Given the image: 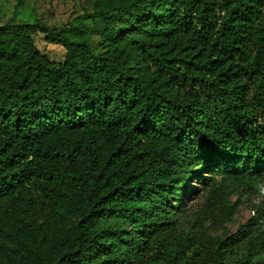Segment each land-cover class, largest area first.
<instances>
[{
    "label": "trees",
    "instance_id": "trees-1",
    "mask_svg": "<svg viewBox=\"0 0 264 264\" xmlns=\"http://www.w3.org/2000/svg\"><path fill=\"white\" fill-rule=\"evenodd\" d=\"M78 18L103 28L0 24V264H264V199L226 238L181 223L206 170L230 216L229 193L264 183V0Z\"/></svg>",
    "mask_w": 264,
    "mask_h": 264
},
{
    "label": "rangeland",
    "instance_id": "rangeland-1",
    "mask_svg": "<svg viewBox=\"0 0 264 264\" xmlns=\"http://www.w3.org/2000/svg\"><path fill=\"white\" fill-rule=\"evenodd\" d=\"M92 0H0V24L44 23L51 28L80 25L90 32H98L103 28L102 22L96 19L80 20L78 17L91 11ZM97 50L101 38L95 34L92 40ZM36 43L40 50L51 59L63 60L65 50L62 46L49 43L45 35L38 33ZM218 177L217 172L204 171L188 185V210L181 218L182 228L190 229L195 223L197 228H204L209 233L226 238L239 230L255 213L256 207L264 199V183L254 185L251 189L235 188L228 196L232 206L231 216L220 205H207L208 190L204 185L208 177ZM194 188L200 193L192 195Z\"/></svg>",
    "mask_w": 264,
    "mask_h": 264
}]
</instances>
